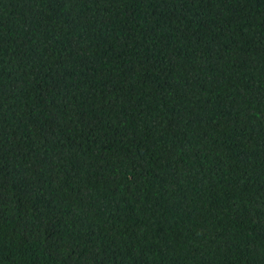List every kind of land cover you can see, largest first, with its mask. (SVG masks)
I'll return each mask as SVG.
<instances>
[{"label":"trees","instance_id":"16d2710c","mask_svg":"<svg viewBox=\"0 0 264 264\" xmlns=\"http://www.w3.org/2000/svg\"><path fill=\"white\" fill-rule=\"evenodd\" d=\"M0 264H264V0H0Z\"/></svg>","mask_w":264,"mask_h":264}]
</instances>
